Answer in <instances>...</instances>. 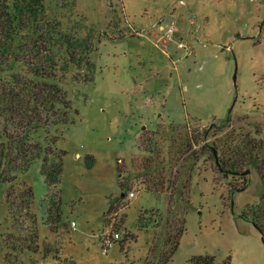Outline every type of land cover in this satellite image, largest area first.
Listing matches in <instances>:
<instances>
[{
    "label": "rangeland",
    "instance_id": "obj_1",
    "mask_svg": "<svg viewBox=\"0 0 264 264\" xmlns=\"http://www.w3.org/2000/svg\"><path fill=\"white\" fill-rule=\"evenodd\" d=\"M43 4L78 59L60 81L71 122L49 132L62 151L56 185L41 155L0 184V264H156L183 227L169 264H264L261 234L240 217L262 182L220 171L213 154L235 130L253 132L245 115L264 125V0Z\"/></svg>",
    "mask_w": 264,
    "mask_h": 264
},
{
    "label": "trees",
    "instance_id": "obj_2",
    "mask_svg": "<svg viewBox=\"0 0 264 264\" xmlns=\"http://www.w3.org/2000/svg\"><path fill=\"white\" fill-rule=\"evenodd\" d=\"M60 36L58 23L46 19L43 0H0V72L19 68L9 77L0 78V184L14 182L13 172L25 171L40 155L41 172L47 186L59 182L62 151L56 150L57 138L49 136V132L51 127L71 122L72 103L60 81L69 64H76L78 60L74 61L72 50L68 49L72 39L62 40ZM63 50L68 54L66 61L56 57V52ZM84 50L87 52L86 46ZM243 119H249L247 125L254 127L253 132L251 128L240 133L233 131L234 135L221 143V152L217 156L223 172L242 178L248 175L242 174L246 169L257 172L262 182L258 202L247 205L240 217L257 227L264 243V138L260 137L264 125L258 117L245 115ZM229 121L227 118L223 126H229ZM89 158L87 166L93 164L92 157ZM144 161L141 160L139 166L148 168L150 162ZM119 184L123 190L120 199L123 200L128 187L122 182ZM247 185L245 183L243 187ZM25 192L26 195L19 194L23 209L30 207L33 196L31 188ZM9 198L10 191H7L8 210L12 213ZM55 213L58 221V213ZM183 231L184 227L174 239L171 235L164 239L156 264L170 263ZM190 264H215V261L210 255L192 256Z\"/></svg>",
    "mask_w": 264,
    "mask_h": 264
},
{
    "label": "water",
    "instance_id": "obj_3",
    "mask_svg": "<svg viewBox=\"0 0 264 264\" xmlns=\"http://www.w3.org/2000/svg\"><path fill=\"white\" fill-rule=\"evenodd\" d=\"M234 79H235V74H234ZM213 154H214V156H215V163H216V165L218 166L219 170L221 171V168H220V166H219V161H218L217 152H216L215 149L213 150ZM249 173H250V169H246V170H244V171L242 172V174H249ZM241 189H244V188H241ZM255 227H256V226H255ZM261 239H262V241H263V238H261Z\"/></svg>",
    "mask_w": 264,
    "mask_h": 264
},
{
    "label": "built area",
    "instance_id": "obj_4",
    "mask_svg": "<svg viewBox=\"0 0 264 264\" xmlns=\"http://www.w3.org/2000/svg\"><path fill=\"white\" fill-rule=\"evenodd\" d=\"M172 30H173L172 27L168 29V32L166 33V37H168V34H169L170 32H172ZM166 40H167V39H164L163 41L165 42ZM128 195H129V196H134V193H133V192H129ZM72 225L75 226V222H74V221L72 222ZM115 237H118V234H117V233H115ZM109 245H110V242H109Z\"/></svg>",
    "mask_w": 264,
    "mask_h": 264
}]
</instances>
